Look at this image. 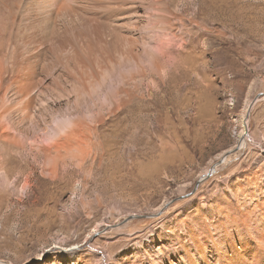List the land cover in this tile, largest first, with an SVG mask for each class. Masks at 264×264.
Instances as JSON below:
<instances>
[{"label": "rangeland", "instance_id": "1", "mask_svg": "<svg viewBox=\"0 0 264 264\" xmlns=\"http://www.w3.org/2000/svg\"><path fill=\"white\" fill-rule=\"evenodd\" d=\"M0 264H264V0H0Z\"/></svg>", "mask_w": 264, "mask_h": 264}, {"label": "water", "instance_id": "2", "mask_svg": "<svg viewBox=\"0 0 264 264\" xmlns=\"http://www.w3.org/2000/svg\"><path fill=\"white\" fill-rule=\"evenodd\" d=\"M260 95H262V94H257L256 95V97L252 100V102L250 103V105H249V107H251V105L256 101V99L260 96ZM247 116V115H246ZM244 125L246 126V123L244 122ZM243 139V136H240V141ZM240 141L238 142V144H237V146L235 147V148H233V149H231L230 151H228L226 154H224V157H226L227 155H229L230 153H233V152H235V151H237L238 149H239V143H240ZM222 160V159H221ZM222 162V161H221ZM220 162V163H221ZM219 163V164H220ZM198 182H200V180L198 181ZM198 182L196 183V185L198 184ZM126 220H128V218L127 219H125L124 220V222L126 221Z\"/></svg>", "mask_w": 264, "mask_h": 264}, {"label": "bare ground", "instance_id": "3", "mask_svg": "<svg viewBox=\"0 0 264 264\" xmlns=\"http://www.w3.org/2000/svg\"><path fill=\"white\" fill-rule=\"evenodd\" d=\"M244 112H245V110H244ZM244 112H243V114L242 115H244ZM241 134L243 135L244 133H243V131L241 132ZM243 140V139H242ZM36 141V140H35ZM37 141H39V140H37ZM34 143V142H33ZM37 144V143H36ZM244 144V142L242 141L241 143H240V145H243ZM239 145V146H240ZM223 158V160H224V156L222 157ZM223 160H219L218 162H217V164L216 165H218L221 161L223 162ZM215 165V166H216ZM214 166V167H215ZM213 171V167L210 169V171L209 172H212Z\"/></svg>", "mask_w": 264, "mask_h": 264}]
</instances>
